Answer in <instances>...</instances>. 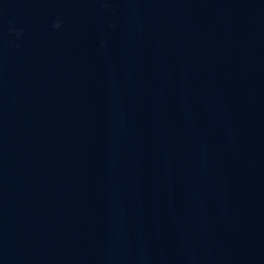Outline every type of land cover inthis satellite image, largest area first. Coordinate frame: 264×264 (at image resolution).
I'll return each mask as SVG.
<instances>
[{
	"label": "water",
	"instance_id": "water-1",
	"mask_svg": "<svg viewBox=\"0 0 264 264\" xmlns=\"http://www.w3.org/2000/svg\"><path fill=\"white\" fill-rule=\"evenodd\" d=\"M0 264H264V0H0Z\"/></svg>",
	"mask_w": 264,
	"mask_h": 264
},
{
	"label": "clouds",
	"instance_id": "clouds-1",
	"mask_svg": "<svg viewBox=\"0 0 264 264\" xmlns=\"http://www.w3.org/2000/svg\"><path fill=\"white\" fill-rule=\"evenodd\" d=\"M53 27L55 29H59L61 27V22L60 21H56L54 24H53Z\"/></svg>",
	"mask_w": 264,
	"mask_h": 264
}]
</instances>
